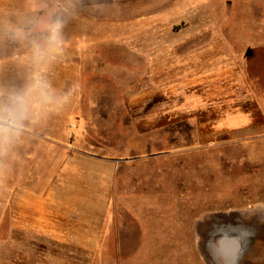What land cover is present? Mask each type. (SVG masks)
Masks as SVG:
<instances>
[{"label": "rangeland", "instance_id": "1", "mask_svg": "<svg viewBox=\"0 0 264 264\" xmlns=\"http://www.w3.org/2000/svg\"><path fill=\"white\" fill-rule=\"evenodd\" d=\"M38 9L0 0V24ZM37 74L51 99L0 167V264H264V0H79L43 65L0 37V85ZM77 154L115 167L97 251L9 242L7 191Z\"/></svg>", "mask_w": 264, "mask_h": 264}, {"label": "crops", "instance_id": "2", "mask_svg": "<svg viewBox=\"0 0 264 264\" xmlns=\"http://www.w3.org/2000/svg\"><path fill=\"white\" fill-rule=\"evenodd\" d=\"M114 177L111 161L88 154L63 156L46 181L32 172L7 191L9 242L17 233L21 242L97 251L113 207Z\"/></svg>", "mask_w": 264, "mask_h": 264}, {"label": "clouds", "instance_id": "3", "mask_svg": "<svg viewBox=\"0 0 264 264\" xmlns=\"http://www.w3.org/2000/svg\"><path fill=\"white\" fill-rule=\"evenodd\" d=\"M79 0H39L35 13L17 14L14 21L0 24V37L26 45L34 65L47 63L62 50L63 29L76 11ZM51 99L50 84L37 74L24 87L0 85V167L17 142L35 122L33 99Z\"/></svg>", "mask_w": 264, "mask_h": 264}, {"label": "water", "instance_id": "4", "mask_svg": "<svg viewBox=\"0 0 264 264\" xmlns=\"http://www.w3.org/2000/svg\"><path fill=\"white\" fill-rule=\"evenodd\" d=\"M227 241V243H225ZM224 254L233 257L241 251V245L237 237L223 238L219 242Z\"/></svg>", "mask_w": 264, "mask_h": 264}, {"label": "snow or ice", "instance_id": "5", "mask_svg": "<svg viewBox=\"0 0 264 264\" xmlns=\"http://www.w3.org/2000/svg\"><path fill=\"white\" fill-rule=\"evenodd\" d=\"M225 243H227V241Z\"/></svg>", "mask_w": 264, "mask_h": 264}]
</instances>
